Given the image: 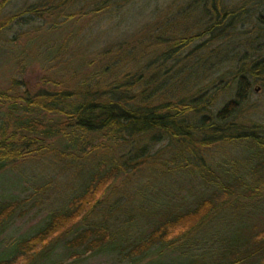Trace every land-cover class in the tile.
Listing matches in <instances>:
<instances>
[{
  "label": "trees",
  "instance_id": "trees-1",
  "mask_svg": "<svg viewBox=\"0 0 264 264\" xmlns=\"http://www.w3.org/2000/svg\"><path fill=\"white\" fill-rule=\"evenodd\" d=\"M11 1L0 0V37L14 22L28 23L32 17L42 22L27 30L24 40L42 30L58 37L50 42L52 51L37 55L42 71L32 82L10 70L0 84V171L45 155L66 166L86 161L90 167L65 207L16 236L1 237L28 210L27 199L0 200V264H61L52 254L60 242L74 257L65 264H75L80 252L117 250H124L129 264H264V237L256 239L243 223H231L238 230L232 234L192 235L188 240L221 210L241 205L238 198L248 200L264 191V122L237 118L252 84H264V13L254 15L256 3L188 0L171 14L151 16L126 37L66 56L65 38L74 33L76 39L75 27L86 17L118 10L132 0H34L4 13ZM249 21L253 26L242 29ZM191 22L198 28L191 30ZM254 29L261 36L258 42ZM246 33L245 39L240 37ZM227 38L230 51L207 49ZM243 40L246 50L240 49ZM24 50L16 60L22 55L25 62L34 61L35 53ZM224 62H230L229 68L209 78V71ZM229 91L232 95L212 109ZM235 142H244L248 155L238 160L211 156L221 144ZM148 164L163 172L192 169L204 193L183 208H153L149 229L137 237L123 235L124 225L136 216L114 217L110 208L89 220L117 177ZM244 164L253 181L249 172H240Z\"/></svg>",
  "mask_w": 264,
  "mask_h": 264
},
{
  "label": "rangeland",
  "instance_id": "rangeland-1",
  "mask_svg": "<svg viewBox=\"0 0 264 264\" xmlns=\"http://www.w3.org/2000/svg\"><path fill=\"white\" fill-rule=\"evenodd\" d=\"M33 1L12 0L3 11L4 13H9ZM237 1L225 0L228 4ZM252 2L256 3L254 15L259 12L264 13V2L263 6L259 4V0H252ZM188 3V0H132L118 10L103 11L97 17H86L82 23L75 27L76 39L72 40L74 33L67 40L65 38L66 47L63 48V53L68 56V52H86L90 47L98 46L105 41L126 37L129 33L136 31L143 23L149 21L151 16H155L158 13L171 14L181 5L185 6ZM197 15L198 11L192 12L191 19L193 20ZM41 22V19L37 17H32V20H29L28 23L14 22L8 27L6 34L0 37V84L5 83L4 81L8 78L10 70L17 77L24 75L31 82L42 71V64L40 60H36V57L38 54L44 57L45 54L52 51L50 42L51 40H56L57 34L52 31L42 30L37 31L29 38H25V40L23 39L30 34L27 30L38 26ZM253 24L254 21H249L242 24L241 28L250 29ZM189 25L191 30L198 28V23L191 22ZM247 35L248 33L240 34V37L245 39ZM252 35L255 36L254 40L257 42L261 40L259 31L254 29ZM203 38L205 37L196 40V42L201 41ZM230 40L227 38L222 41H215L212 45L209 44L207 49L218 46L224 47V50H229L232 47ZM20 41H22V44L19 43ZM256 41L254 42L257 43ZM16 43L19 44L15 45ZM234 43L236 46L240 44L235 41ZM242 43L244 45L240 44V49L246 50L248 42L243 40ZM24 48V52L32 56L35 53L34 61L27 63L23 60L22 55L20 60H16L15 57L21 54ZM260 53L264 54V51ZM250 54L248 53V56ZM14 62L16 63L15 65L13 64ZM229 66L230 62L229 64L227 62L222 63L217 70L216 68L211 69L208 77L211 78L224 73ZM213 70H216V72H212ZM257 86L258 88L256 89ZM231 95L232 91L221 94L212 104V109H217ZM245 117L264 122V84H252L247 99L241 104L239 113H237V118L246 119ZM163 144L164 140L157 143L154 148ZM244 148V142L221 144L217 151H212L211 156L221 157L228 155L238 160L243 155H248ZM174 150L175 146H172L170 151L173 152ZM89 167L86 161L85 163H77L75 166H66L62 161L46 155L25 159L6 166L0 171V200L7 199L10 196L26 197L25 207L28 210L22 216L14 218L1 237L4 239L7 236H16L19 233H23L40 222L48 212L65 207L66 199L80 188L84 178L83 174L87 172ZM242 167L240 172L247 174L249 169L246 168V164ZM249 173L248 178L253 181L251 177L253 172L250 170ZM196 177L197 175L192 169L181 168L174 169L171 172H163L160 169H156L153 165H143L131 171L127 176H122L121 174L117 177L114 185L105 196L102 205L90 215L89 220H97L103 214L105 215L110 208L116 211L114 217L124 214L126 217L123 216V218L131 219L136 216L133 219L134 221L131 220L133 221L132 223L124 225L126 229L123 235L125 237L127 235L137 237L139 233H144L149 229L148 225L153 220V208H157L160 211L173 206L183 208L191 205L198 195L204 193V187ZM259 194L244 201L238 198L237 201L241 202V205L221 210L215 220L188 235L189 243H191L192 235L195 237L196 235L211 237V235L215 234H224L225 232L232 234L235 230L238 231L236 229L237 226L232 229L231 223L248 225V230L254 233L256 239L263 238L264 191L261 190ZM117 251L94 255L80 252V259L75 264L132 263L128 256L124 255V250L121 253ZM52 254H54L55 260H61V264H65L74 258L68 255V251L62 242L55 247Z\"/></svg>",
  "mask_w": 264,
  "mask_h": 264
},
{
  "label": "water",
  "instance_id": "water-1",
  "mask_svg": "<svg viewBox=\"0 0 264 264\" xmlns=\"http://www.w3.org/2000/svg\"><path fill=\"white\" fill-rule=\"evenodd\" d=\"M258 88V86L256 87V89Z\"/></svg>",
  "mask_w": 264,
  "mask_h": 264
}]
</instances>
